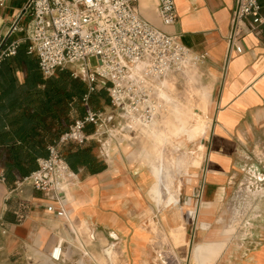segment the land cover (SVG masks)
<instances>
[{"label": "crops", "instance_id": "1", "mask_svg": "<svg viewBox=\"0 0 264 264\" xmlns=\"http://www.w3.org/2000/svg\"><path fill=\"white\" fill-rule=\"evenodd\" d=\"M173 2L176 22L171 27L162 26L158 20L157 0H134L133 7L140 18L178 38L193 55H204L196 68L201 78L209 81L207 117L211 123L205 137L200 139L203 147L199 151L200 163L189 168L185 187L180 188V197L184 194L186 202L190 199L195 203L194 211L190 202L187 207L184 203L187 219L195 220L192 222L195 241L192 248L186 250V264H264V160L258 158L264 152V0H258L263 19L258 34L242 39L239 54L229 52L227 46L235 0ZM22 4V0H9L5 9L0 10V34L7 31L11 17ZM20 38L22 34L17 33L11 37ZM26 46L22 43L19 50ZM73 68L65 71L70 74L76 70L77 73L78 68ZM13 76L22 84L25 72L15 69ZM73 79L83 82V71L78 69L77 78ZM95 98L99 110H109L104 90L96 91ZM82 115L83 110L77 108L71 116L80 118ZM86 131L90 141L79 148L83 159L75 163L73 169L69 167L75 174L74 181L64 197L59 198L61 205L52 204L55 209L64 211L63 217L46 212L43 206L49 201L30 186L14 190V182L20 175L16 169L8 168V179L0 181V264H29L24 256L29 252L41 255L36 264L44 260L45 253L48 254L46 261L57 262L63 243L59 227L64 230L69 227L72 231L76 224H82L94 229L96 236L98 233L121 236L116 216L129 206L133 215L125 219L131 222L136 218H157L154 202L159 196L149 195L152 184L149 167L140 165L134 158L132 139L126 135L110 137L100 125L88 126ZM6 152L7 149L0 146V173ZM38 159L41 158L36 159L34 170ZM243 184L250 186L251 196L230 198L236 185ZM180 197L178 199H183ZM16 200L34 205L20 223L15 222L12 214ZM231 203L246 205L251 210L248 221L236 231L226 225V212ZM182 209L174 213L175 220L183 219L178 224L179 230L181 225L185 227ZM167 217L170 213L166 212ZM124 233L127 232L124 230ZM186 245L185 242L180 247ZM104 253L110 257L112 252L105 250Z\"/></svg>", "mask_w": 264, "mask_h": 264}, {"label": "built area", "instance_id": "2", "mask_svg": "<svg viewBox=\"0 0 264 264\" xmlns=\"http://www.w3.org/2000/svg\"><path fill=\"white\" fill-rule=\"evenodd\" d=\"M7 1L0 0V10L5 9ZM22 1L7 31L0 34V64L14 57L20 45L26 43V53L35 58L43 79L72 67L84 74L82 117L72 118L47 147V156L37 160L36 169L14 182V190L30 186L49 201L43 206L46 212L63 217L64 211L52 204L61 205L59 198L64 197L75 174L63 160L62 148L85 146L90 141L88 126L100 125L113 137L149 125L161 110L160 81L186 64L196 67L204 55H193L178 38L140 18L133 7L134 0ZM155 12L162 26L175 24L173 0H157ZM262 23L258 0H235L227 35L228 51L239 54L242 39L258 34ZM16 33L22 38L11 39ZM89 59H95V67L89 65ZM70 76L77 78L76 71ZM99 89L109 99L107 111L96 110L91 104L92 95ZM0 181H4L2 172ZM32 207L16 200L12 210L15 222H22Z\"/></svg>", "mask_w": 264, "mask_h": 264}, {"label": "rangeland", "instance_id": "3", "mask_svg": "<svg viewBox=\"0 0 264 264\" xmlns=\"http://www.w3.org/2000/svg\"><path fill=\"white\" fill-rule=\"evenodd\" d=\"M89 65L95 67V59H89ZM208 87L209 81L201 78L197 68L186 64L181 70L171 72L160 81L158 100L161 110L150 124L116 135L130 137L134 144V158L140 161V165L149 167L152 177L149 195L159 196L157 202L156 199L154 202L157 206V218H136L131 222L125 217L132 218V207H126L124 212L116 216L117 225L123 235L115 237L106 233H98L96 236L94 229L86 228L82 224H76L72 231L67 226L68 231L59 227L63 239L61 254L57 262L51 260V263L186 264V250L192 248L195 241L192 226L195 220L187 219L185 210L192 201L188 199L186 202L184 194L180 197V188L182 185L185 187L189 168L197 167L200 163L199 151L203 150L200 139L205 137L210 127L211 121L207 117ZM258 158L264 160V152L260 153ZM251 190L247 184L240 187L236 185L230 198H248L251 196ZM179 197L183 199H178ZM181 209L185 213V227L181 225L179 230L178 224L183 219L175 220L174 213L180 212ZM250 211L246 205L237 206L231 203L226 212V225L233 226L236 231L237 227L248 221ZM166 212L170 213L169 218H165ZM122 228L127 233H124ZM55 233L59 236L58 231ZM185 242L187 245L180 247ZM105 250L112 252L110 257L106 256ZM24 256L29 264H36L37 260L42 258L36 252H29ZM47 257L48 254L45 253L43 262L40 260L39 263L51 264L46 261Z\"/></svg>", "mask_w": 264, "mask_h": 264}, {"label": "trees", "instance_id": "4", "mask_svg": "<svg viewBox=\"0 0 264 264\" xmlns=\"http://www.w3.org/2000/svg\"><path fill=\"white\" fill-rule=\"evenodd\" d=\"M26 49H18L14 57L0 64V146L7 149L4 180L8 179V168L18 171L16 181L29 175L36 159L47 156V145H52L71 122V112L81 108L84 113L80 99L86 92L85 84L65 70L43 79ZM15 69L25 72L22 84L13 76ZM97 103L94 94L91 104L96 110ZM73 148L76 151H70ZM82 152L68 145L62 148L61 155L73 169L75 163H81Z\"/></svg>", "mask_w": 264, "mask_h": 264}]
</instances>
